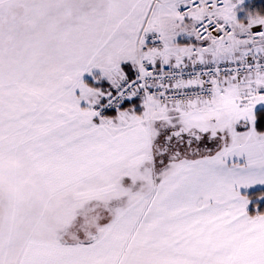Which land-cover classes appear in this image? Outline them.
<instances>
[{
    "label": "snow or ice",
    "instance_id": "1",
    "mask_svg": "<svg viewBox=\"0 0 264 264\" xmlns=\"http://www.w3.org/2000/svg\"><path fill=\"white\" fill-rule=\"evenodd\" d=\"M0 264H264V0H0Z\"/></svg>",
    "mask_w": 264,
    "mask_h": 264
},
{
    "label": "built area",
    "instance_id": "2",
    "mask_svg": "<svg viewBox=\"0 0 264 264\" xmlns=\"http://www.w3.org/2000/svg\"><path fill=\"white\" fill-rule=\"evenodd\" d=\"M197 70H199V68L197 69ZM192 71V68H191V66L186 70V73H185V78H187V73L188 72H191Z\"/></svg>",
    "mask_w": 264,
    "mask_h": 264
}]
</instances>
